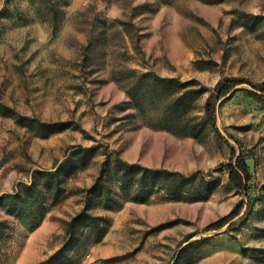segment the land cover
Segmentation results:
<instances>
[{
	"label": "rangeland",
	"instance_id": "rangeland-1",
	"mask_svg": "<svg viewBox=\"0 0 264 264\" xmlns=\"http://www.w3.org/2000/svg\"><path fill=\"white\" fill-rule=\"evenodd\" d=\"M143 71L198 81L192 88L231 75L264 80V0H0V264L14 262L44 219L56 225L48 246L62 243L65 221L88 199V212L108 219L104 236L94 242L77 225L71 260L51 264H264V100L240 85L217 107L220 134L206 126L198 138L181 135L156 127L163 89L140 100L144 111L126 94ZM206 95L188 115L202 116ZM230 145L251 153L252 201L218 230L201 228L244 196L223 166L209 188L196 179L178 198L154 188L139 200L115 175V151L189 173L228 161ZM30 174L43 211L30 199L1 200ZM100 175L111 208L100 188L88 191Z\"/></svg>",
	"mask_w": 264,
	"mask_h": 264
},
{
	"label": "trees",
	"instance_id": "trees-1",
	"mask_svg": "<svg viewBox=\"0 0 264 264\" xmlns=\"http://www.w3.org/2000/svg\"><path fill=\"white\" fill-rule=\"evenodd\" d=\"M160 1L170 3L172 0ZM138 42L139 40L137 36L136 46L139 47ZM197 82L198 81L196 80L180 81L176 77H160L153 74L151 71H143L136 74L132 85L127 87L125 92L133 105L138 110L144 111L146 107L141 104L140 100L143 99L145 102L147 99H152L154 95L159 92V89H163L167 99L161 109L163 114L162 118L158 121L156 127L196 138L201 136L206 126H209L217 134H220V130L216 123L217 107L225 99L230 98L234 92L239 89L240 85H247L250 93L264 100V80L255 82L246 77L231 75L221 77L211 88L208 89L204 87H189L195 85ZM180 88L184 89L181 91ZM204 91H207V95L202 105V116L197 117L188 115L189 111L193 108V100ZM25 119L26 117H18V120H22L20 122H23ZM57 124L58 123H53L49 126H55ZM55 130L56 128L52 127L50 131H45L44 136H47ZM97 147H99V145H93L90 149ZM72 149L81 152L85 150L84 147L78 144L72 145ZM250 158V152H246L242 149L236 151L235 147L230 145L228 161L221 163L218 167L208 171L197 169L185 173L162 166H148L138 161H128L120 157L118 151H115V175L120 187L125 188L124 185L130 184L135 193V197L139 200H143L154 188L158 189L159 194L164 197L178 198L181 196V186L196 179L199 187L209 188L208 184L210 179H208V175H210L212 171L217 170L220 166H223L227 171L229 183L237 191L242 192L245 197H241L227 213L208 222L201 228V231L218 230L224 225H231L232 220L240 215L243 208L245 211H248L251 207L252 199L250 191L252 188L253 175L249 164L247 163ZM101 177L102 176L100 175L96 179V181L88 188V191L94 193L97 191V188H100L97 196L103 198L102 204H104L105 208H111L112 205H109V203H115L116 199L110 197L111 192L107 191L104 195V192L101 191L104 190L103 185H101ZM29 179L28 182L22 184V192H6L1 196V200H12L16 198V205L24 206L25 201L30 199L33 204H37V207L43 211L45 209L46 201L44 197H40L41 194L39 193L37 185L33 182L31 174ZM259 190L264 193V183L259 185ZM89 200L90 199L84 203L81 209L65 221L64 240L60 247L47 258L36 264H51L52 262L70 261L72 257L70 250H73L74 248L76 249L75 246L73 248V243L78 239L76 238L75 232L77 225L80 228L87 230L86 234L93 235L94 242H98L102 239L106 232L108 219L101 215L89 213ZM17 214L18 216H22L25 215V212L17 211ZM37 224L38 223H36V225ZM196 233L197 231L189 234L187 239L191 238ZM83 236H85V234H83ZM68 264L73 263L70 262Z\"/></svg>",
	"mask_w": 264,
	"mask_h": 264
},
{
	"label": "crops",
	"instance_id": "crops-1",
	"mask_svg": "<svg viewBox=\"0 0 264 264\" xmlns=\"http://www.w3.org/2000/svg\"><path fill=\"white\" fill-rule=\"evenodd\" d=\"M55 226L53 223H45L44 219L27 238L23 252L10 264H36L52 254L62 244H56L52 248L48 246L49 237L53 234Z\"/></svg>",
	"mask_w": 264,
	"mask_h": 264
}]
</instances>
